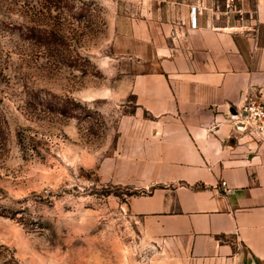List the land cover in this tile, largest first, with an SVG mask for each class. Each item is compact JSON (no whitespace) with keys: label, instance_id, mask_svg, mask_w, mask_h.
<instances>
[{"label":"crops","instance_id":"1","mask_svg":"<svg viewBox=\"0 0 264 264\" xmlns=\"http://www.w3.org/2000/svg\"><path fill=\"white\" fill-rule=\"evenodd\" d=\"M194 6L195 26L180 4L178 20L122 30L121 90L136 107L96 171L138 190L121 209L137 220L146 264H264V141L232 119L248 92L264 105V0L244 4L249 25L212 23Z\"/></svg>","mask_w":264,"mask_h":264},{"label":"rangeland","instance_id":"2","mask_svg":"<svg viewBox=\"0 0 264 264\" xmlns=\"http://www.w3.org/2000/svg\"><path fill=\"white\" fill-rule=\"evenodd\" d=\"M41 1L0 0V207L14 216L0 214V259L146 264L137 220L121 209L138 190L102 182L96 171L114 149L119 119L136 107L121 90L130 44L122 30L152 17L178 20L180 4H197L221 25H249L250 14L225 11L223 0H74L49 16L36 14ZM42 17L57 20L55 45L20 37Z\"/></svg>","mask_w":264,"mask_h":264},{"label":"built area","instance_id":"3","mask_svg":"<svg viewBox=\"0 0 264 264\" xmlns=\"http://www.w3.org/2000/svg\"><path fill=\"white\" fill-rule=\"evenodd\" d=\"M249 0H223L222 5L225 11L234 13H249L244 4ZM196 12H200L196 6L190 8V24L196 25ZM235 126L242 130L251 140L264 141V105L257 94L248 92L243 104L235 115L232 116ZM221 186L225 192L228 188L224 181Z\"/></svg>","mask_w":264,"mask_h":264},{"label":"trees","instance_id":"4","mask_svg":"<svg viewBox=\"0 0 264 264\" xmlns=\"http://www.w3.org/2000/svg\"><path fill=\"white\" fill-rule=\"evenodd\" d=\"M63 3V4H62ZM66 5L69 7H74V0H43L41 1L40 9H38V12L36 14H44L42 12H48L49 16H51V13L53 10H57L58 13L60 12V6ZM41 17V16H38ZM56 17V16H55ZM54 18V17H52ZM38 22H33L32 26L27 24V26L24 28V36L20 35V37H25V39H29V37H34V40L39 43V46L48 47L52 45H55L53 43H57V41L60 39V34L58 33V25L57 20L54 18L52 22H49L48 20H44L42 18H38ZM55 49L56 46H53ZM43 102L51 107H53V110L56 111L57 114L67 116L68 108L66 104L62 105L59 101L50 102L47 99H44ZM66 102H70L74 106L80 107L77 102H74L73 100H66ZM42 104V103H41ZM47 106V107H49ZM0 214L5 215L8 217L13 218V212H10L6 210L5 208L0 207ZM2 247L0 246V255L2 252ZM2 261V264H14L16 262L13 254L10 256V259L4 260L3 258L0 259Z\"/></svg>","mask_w":264,"mask_h":264}]
</instances>
